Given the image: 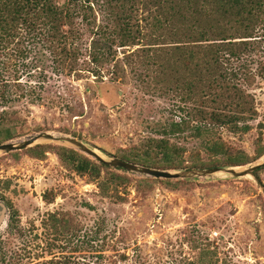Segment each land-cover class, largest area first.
<instances>
[{"label": "rangeland", "instance_id": "374dc122", "mask_svg": "<svg viewBox=\"0 0 264 264\" xmlns=\"http://www.w3.org/2000/svg\"><path fill=\"white\" fill-rule=\"evenodd\" d=\"M253 36L252 52L231 67L252 98L249 130L232 134L220 129L222 140L248 158H254L257 146L264 149V23ZM88 39L86 33L77 76L54 70L33 42L17 47L25 50L21 59L15 57V42L1 51L0 70L7 62L2 76L10 81L11 101L0 111L17 119L7 126L11 139L2 143L51 133L80 140L104 159H120L126 152L138 153L140 144L155 136L157 125L179 121L173 110L178 97L161 94L159 85L142 84L141 59L134 55L133 62H125L124 48L114 49V60L100 69L102 78L92 76L85 56ZM135 48H125L126 54ZM36 146L76 151L41 141L0 154V203L5 206L1 204L0 264H41L64 257L68 264H186L196 258L192 238L197 236L217 247L226 264H264V196L252 177L219 172L165 184L106 167L92 178L63 166L52 150L32 157L28 149ZM263 158L222 168L247 169ZM256 171L264 188V166ZM111 172L129 179L118 184L111 181ZM52 216L58 226L61 221L68 225L65 234L56 232L60 228Z\"/></svg>", "mask_w": 264, "mask_h": 264}, {"label": "trees", "instance_id": "16d2710c", "mask_svg": "<svg viewBox=\"0 0 264 264\" xmlns=\"http://www.w3.org/2000/svg\"><path fill=\"white\" fill-rule=\"evenodd\" d=\"M263 23L264 0H0V53L11 42L15 48L25 41L33 42L40 45L54 70L77 76L76 63L88 33L85 56L89 73L102 78L100 69L114 60V49L124 48L125 62H133L134 55L140 57L142 84L148 88L159 85L161 94L178 97L173 110L181 117L177 122L157 125L155 136L146 138L138 153L126 152L119 158L161 170L237 167L264 155V149L257 146L254 158H248L220 136L222 128L232 134L249 130L247 121L254 114L252 98L239 85L231 67L252 52L253 35ZM125 48L135 49L126 54ZM24 53L17 48L15 57L24 58ZM1 65L3 107L11 101V85L2 76L8 63ZM16 120L15 114L0 111V131H5L0 134V143L11 139L7 126ZM48 149L78 175L97 178L101 169L107 170L62 146H36L28 152L41 158ZM111 173V181L118 184L129 179ZM58 227L60 234L68 231L63 221ZM192 243L196 258L186 264H226L218 258L217 247L205 238L197 236ZM41 264H68V260L50 259Z\"/></svg>", "mask_w": 264, "mask_h": 264}, {"label": "water", "instance_id": "95a60500", "mask_svg": "<svg viewBox=\"0 0 264 264\" xmlns=\"http://www.w3.org/2000/svg\"><path fill=\"white\" fill-rule=\"evenodd\" d=\"M39 141L54 142L62 145H67L76 151L92 158L97 163L102 164L107 168L114 170L120 169L129 174H135L142 177H148L151 179H163V180H182V179H194V178H204L211 177L219 172L228 174L230 177L238 178L244 176H250L254 179L257 186L260 188L261 193L264 196V188L261 186L259 181L254 177V172L259 168L264 166V158L262 162L256 163L250 168L234 170V169H224V168H210V169H190L179 172H170L167 170H158L147 167L138 166L132 163L122 161L117 158H101L97 155L94 150L85 146L80 140L66 137V136H57L51 133H37L28 137H25L22 140L1 143L0 144V154H6L10 152L21 151L23 149L29 148L32 145L36 144ZM3 206L0 204V222L3 217Z\"/></svg>", "mask_w": 264, "mask_h": 264}, {"label": "bare ground", "instance_id": "6f19581e", "mask_svg": "<svg viewBox=\"0 0 264 264\" xmlns=\"http://www.w3.org/2000/svg\"><path fill=\"white\" fill-rule=\"evenodd\" d=\"M38 142L39 141H37L36 143H38ZM94 152L102 158V156L98 152H96V151H94Z\"/></svg>", "mask_w": 264, "mask_h": 264}, {"label": "flooded vegetation", "instance_id": "af4514ba", "mask_svg": "<svg viewBox=\"0 0 264 264\" xmlns=\"http://www.w3.org/2000/svg\"><path fill=\"white\" fill-rule=\"evenodd\" d=\"M0 204H3V206H4V203L3 202H1ZM5 207V206H4Z\"/></svg>", "mask_w": 264, "mask_h": 264}]
</instances>
